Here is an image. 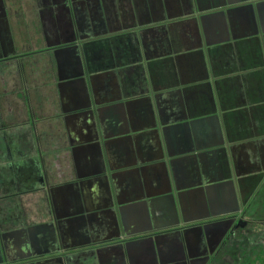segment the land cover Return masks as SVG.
I'll return each mask as SVG.
<instances>
[{"label": "crops", "instance_id": "crops-1", "mask_svg": "<svg viewBox=\"0 0 264 264\" xmlns=\"http://www.w3.org/2000/svg\"><path fill=\"white\" fill-rule=\"evenodd\" d=\"M20 4L13 37L26 47L18 52L29 54L20 71H0L6 121L0 181L16 196L15 216L35 217L45 203L67 218L107 220L113 207L163 196L170 188L167 168H175L185 188L212 183L231 168L240 180L239 202L250 190L254 206L264 180V0ZM219 10L235 18V29L219 28ZM79 43L89 67L73 80L80 68L67 65L70 52L60 46ZM98 134L109 144L103 151L88 145ZM226 192L213 200L220 206L213 215L234 213L225 210ZM187 200L202 204L195 194ZM133 209L109 219L143 225ZM147 212L145 228L152 216L164 221L160 227L168 223L164 203ZM85 225L79 229L86 234L110 229Z\"/></svg>", "mask_w": 264, "mask_h": 264}, {"label": "flooded vegetation", "instance_id": "flooded-vegetation-1", "mask_svg": "<svg viewBox=\"0 0 264 264\" xmlns=\"http://www.w3.org/2000/svg\"><path fill=\"white\" fill-rule=\"evenodd\" d=\"M53 1L70 7L74 3V0ZM20 8V0H0V71L9 74L13 69L20 71L29 54L18 52L26 47L20 49L13 37L12 25L20 22L17 12ZM83 31L79 29L80 36ZM75 45L78 44L60 48L70 52L77 71ZM5 125L0 111V153L4 147L1 130ZM0 168H5L2 159ZM177 180L181 185L179 177ZM3 185L5 182L0 181V264H264V217L256 216L261 206L257 200L261 197L258 189L264 185V180L256 189L254 206L247 200L250 190L243 191L240 210L226 216L213 215V201L203 209V204L195 207L185 197L179 224L150 231L142 230L145 224L136 227L131 220L122 222L115 215L110 220L120 206L111 208L109 217L105 215L107 220L101 217L99 222L91 216L86 221L67 218L55 205L52 210L45 203L38 206V217L15 216L16 203L13 205L12 199L16 196ZM50 213L54 214L52 218ZM152 217L151 227L164 222ZM37 218L41 220L38 225ZM85 224L110 225L103 230L110 229L86 234L79 229Z\"/></svg>", "mask_w": 264, "mask_h": 264}, {"label": "water", "instance_id": "water-1", "mask_svg": "<svg viewBox=\"0 0 264 264\" xmlns=\"http://www.w3.org/2000/svg\"><path fill=\"white\" fill-rule=\"evenodd\" d=\"M251 7L253 6L251 5ZM216 13H219V14H216L215 20L218 21L220 29L228 30L229 28L235 29L237 27V22L235 21V18L230 17L228 10L227 12L223 10H219V12H216ZM250 15L252 17L251 22H253L254 27L257 29L258 20L256 19L254 14L250 13ZM84 47L85 46L79 45V44L74 46L75 55H76L77 63H78L77 68L78 67L80 68V72L72 77L73 80L78 79L80 76H85L86 70L89 67L87 65L88 59L85 57V54H84V50H85ZM69 63H72V65L70 64L69 66L76 68L73 60H71V62ZM81 79H83L84 83L86 82L85 77H82ZM85 84L87 85V82ZM154 127L158 130V132L162 131V134L166 135V128L160 127V125L158 124H156ZM91 140L92 139H90V141ZM95 140H96L95 143L90 144L89 142L88 145H90L91 147H94L95 145L99 151L100 149L103 151V148H102L103 145L106 147H108L109 145L107 142V138L105 139L103 134H102V137L99 134L95 136ZM164 144L168 145V142L166 143L164 142ZM162 145L159 147L161 149L160 151L162 152V157L168 159L167 156L169 155V152H168L169 149L168 147L164 148ZM167 170H168L167 174H168V179L170 183V188L163 196L150 197L148 200L143 198V199H140L139 201L132 202L131 204L121 205L119 207L120 214L122 212L129 214L128 213L129 210L135 208V212L138 213L137 217L140 223L144 224L145 222L144 219H146L147 223H149L150 218H149V213L147 212V206L149 205L151 209L153 210L154 205L159 204V203H164L165 208L168 211V213L165 214L166 217L163 218L164 220L168 222L165 224V226H168V225L173 226V225L179 224L178 221L180 220V214L182 213L181 204H182V201L185 199V197L190 196L191 194H195L196 198L197 199L199 198L200 201L202 202L203 204L202 208L206 209V207H209L210 205L208 203L209 201L218 199L216 195L218 192H220L221 189H226L227 191L226 193L229 196H231L227 199L229 200L230 205L227 204L226 206L227 208L225 210L227 211L229 210L230 212H234V213H237L240 210V202L237 196V185L240 187V180H237L238 178L236 179L234 178L231 168H226L227 170L226 175L220 176L219 178L214 180V182L212 183L206 182L205 184H200L199 186L197 187L194 186L192 188L181 187V185L178 184V180H177L178 178H177V173L175 171V168H167ZM196 176H197V179L200 178L199 173H196ZM217 205L219 204L217 203V204L212 205L213 206L212 211L220 207ZM159 227L160 226H157L155 228H159ZM146 229H151V227L144 228L142 230H146ZM138 231H141V230H138Z\"/></svg>", "mask_w": 264, "mask_h": 264}, {"label": "rangeland", "instance_id": "rangeland-1", "mask_svg": "<svg viewBox=\"0 0 264 264\" xmlns=\"http://www.w3.org/2000/svg\"><path fill=\"white\" fill-rule=\"evenodd\" d=\"M260 188L258 189V191L261 190L260 192L261 197L259 196L257 200L261 203V206H260L259 213H256V216L264 217V185H262ZM257 195H259V193H257ZM254 227L258 228L259 226L255 225Z\"/></svg>", "mask_w": 264, "mask_h": 264}]
</instances>
